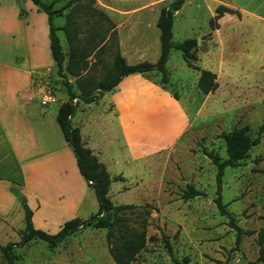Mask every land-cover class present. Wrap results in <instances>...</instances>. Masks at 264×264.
I'll return each mask as SVG.
<instances>
[{"label":"rangeland","instance_id":"1","mask_svg":"<svg viewBox=\"0 0 264 264\" xmlns=\"http://www.w3.org/2000/svg\"><path fill=\"white\" fill-rule=\"evenodd\" d=\"M16 1L23 9L32 2ZM44 1L50 2L54 10L53 22L58 26L56 31L66 62L72 47L62 26L72 5L64 7L67 0ZM170 1L95 0L92 3L82 0L75 6L72 16L78 22L79 32L75 39L78 46L89 51L94 43L102 44L87 56L89 72L99 78L111 63L114 46L111 38H107L109 26L115 29L119 45L125 47L140 41L144 44L146 58L156 61L160 40L155 21L161 6ZM217 1L184 0L174 12L172 25L174 41L195 36L198 42L200 37L195 62L215 71L217 87L209 92L202 91L197 86L199 70L187 64L179 48H172L166 62L170 73L168 86L184 102L190 117L189 127L178 143L158 152L155 161L139 159L130 166L121 160L116 165V169L128 176L126 180H116L113 186L129 187L111 199L115 203L138 204L120 213L127 215L137 228L144 223L146 232L145 245L130 264H176L163 234L169 238L173 255L183 264H264L253 262L258 255L256 231L264 220V23L258 25L248 19L234 21L225 26L232 38L228 36L222 44H208L211 38L209 19ZM65 73L73 89L80 93L75 77ZM43 77L54 101L67 98L64 77L57 73L55 65L46 70ZM99 98L90 103L81 99L73 121L82 126L84 134L93 131L106 147L108 158L116 154L126 159L117 118L108 110L106 97ZM243 125L247 126L250 137L258 135L260 138L240 163L224 168L222 200L243 230H253L242 233L236 243L235 227L214 201L216 165L203 149L206 147L226 157L221 132ZM136 177L142 178L138 184H135ZM189 183L201 193L183 197ZM12 190L19 201L25 197L18 189ZM90 197L82 213L84 218L98 207L94 191ZM109 216L112 218L113 214ZM24 222L23 204L10 213L0 214V243L18 241ZM12 251L16 254L12 264H115L108 251L106 227L93 224L79 227L55 246L33 238L23 244H14ZM0 264H9L1 252Z\"/></svg>","mask_w":264,"mask_h":264},{"label":"crops","instance_id":"2","mask_svg":"<svg viewBox=\"0 0 264 264\" xmlns=\"http://www.w3.org/2000/svg\"><path fill=\"white\" fill-rule=\"evenodd\" d=\"M219 3L240 14L226 11L219 16L218 26L210 28L208 44L224 43L231 35L225 26L234 21L264 23V0H218L215 7ZM48 32L47 14L33 1L23 9L16 0H0V214L10 213L26 201L33 211L34 225L55 232L65 220L85 217L82 213L94 190L80 173L74 152L56 121L57 108L66 98L42 102L43 96L51 93L43 74L54 67ZM144 50L140 41L120 45L128 62L147 59ZM159 77L157 70L128 73L100 97H106L108 110L117 118L126 159L116 154L108 158L106 147L93 131L84 134L82 126L73 121L76 110L72 116L83 142L112 176L110 197L129 187L113 186L128 176L116 169L121 160L130 166L139 159L155 161L156 154L178 143L189 127L184 102L169 86L163 87ZM116 175L121 176L113 178ZM135 179V184L142 181ZM13 188L25 197L19 201Z\"/></svg>","mask_w":264,"mask_h":264},{"label":"trees","instance_id":"3","mask_svg":"<svg viewBox=\"0 0 264 264\" xmlns=\"http://www.w3.org/2000/svg\"><path fill=\"white\" fill-rule=\"evenodd\" d=\"M39 9H42L47 14L49 24V47L51 56L58 74L64 77L66 83L67 98L62 100L57 108L56 121L62 131L64 138L71 146L80 173L84 176L87 183L93 187L98 207L95 212L88 217L81 219L73 217L65 220L60 228L55 232H48L44 229L36 227L33 223V211L26 201L23 202L24 208V226L19 230L20 238L18 241H9L5 244L0 243V252L6 257L9 264H12L16 254L12 251L14 244H23L30 239L40 238L50 246H55L60 243L65 237L76 231L79 227L86 224H93L99 227H106V241L108 251L111 254L115 264H130L137 252L145 245L146 232L144 223L140 228L133 226L129 222V217L122 212L125 209L138 206L132 202L115 203L108 190L112 180V176L106 167L98 160L97 155L92 149L87 146L81 137L80 129L72 122V116L78 106L79 99L86 102L98 99L105 90L114 89L119 80L126 74L132 72L149 73L157 70L160 72L158 82L167 87L169 81V70L166 66V61L172 48H179L188 65L199 70L197 78V86L204 92H209L217 87L215 71L200 67L195 60L198 58L197 50L199 48L197 38L188 36L180 41L172 39V25L174 12L178 10L184 0H171L168 4L161 6L156 19V25L159 27L160 53L156 61L148 59L139 60L136 62H128L125 56L120 51V45L116 31L113 27H107L110 33L107 38H111L113 43L112 60L110 65L106 66V72L101 77L96 78L89 72L90 63L87 56L96 52L102 44L94 43L89 51L80 48L75 39L79 32L78 22L72 16L75 6L82 0H67L64 7L72 5L70 14L68 13L65 24L62 26L65 30L67 39L71 45L70 55L65 62V53L62 48L60 37L57 34L58 26L53 22L54 10L51 8V3L44 0H32ZM92 3L95 0H90ZM235 12L238 15L239 11L233 7L219 3L215 7V13L209 19L211 28L217 27V19L224 12ZM103 38H105L103 36ZM75 77V83L80 90L76 92L71 82L65 78L66 73ZM175 97H178L177 92L173 91ZM221 136L224 138L227 156L222 158L217 152L204 147V152L210 157L216 165V195L214 201L222 214L229 217L230 224L236 229V243L239 242L241 234L252 233L253 230H243L236 222L235 217L226 208V204L222 200V183L224 168L227 165H237L242 159L249 154V149L252 144L259 141V136L250 137L247 133V126L233 127L230 130L222 131ZM121 175H116L113 178H119ZM201 193L193 184H188L187 189L183 192V197H190ZM148 211V210H147ZM110 214L113 217L110 218ZM165 244L168 251L176 264H183L178 258L173 255L172 247L169 238L163 234ZM256 241L258 244V255L253 262L264 263V220L262 225L256 231Z\"/></svg>","mask_w":264,"mask_h":264},{"label":"built area","instance_id":"4","mask_svg":"<svg viewBox=\"0 0 264 264\" xmlns=\"http://www.w3.org/2000/svg\"><path fill=\"white\" fill-rule=\"evenodd\" d=\"M53 99V95L52 93H46L43 98H42V102H46V101H49V100H52Z\"/></svg>","mask_w":264,"mask_h":264},{"label":"water","instance_id":"5","mask_svg":"<svg viewBox=\"0 0 264 264\" xmlns=\"http://www.w3.org/2000/svg\"><path fill=\"white\" fill-rule=\"evenodd\" d=\"M199 41H200V37H198V43H199Z\"/></svg>","mask_w":264,"mask_h":264}]
</instances>
